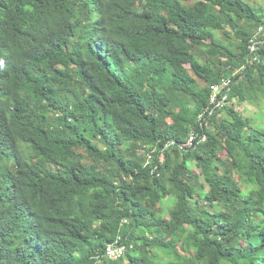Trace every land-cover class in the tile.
I'll use <instances>...</instances> for the list:
<instances>
[{"label": "trees", "instance_id": "16d2710c", "mask_svg": "<svg viewBox=\"0 0 264 264\" xmlns=\"http://www.w3.org/2000/svg\"><path fill=\"white\" fill-rule=\"evenodd\" d=\"M262 65L246 0H0V264H264Z\"/></svg>", "mask_w": 264, "mask_h": 264}, {"label": "rangeland", "instance_id": "374dc122", "mask_svg": "<svg viewBox=\"0 0 264 264\" xmlns=\"http://www.w3.org/2000/svg\"><path fill=\"white\" fill-rule=\"evenodd\" d=\"M249 3H251L254 7L260 8L261 10H264V0H246ZM21 14L24 19L28 21H32L33 17L31 14V11L28 9H22ZM227 30L232 34L230 29L226 27ZM217 38L214 42V44H225L226 38L222 34V32H216ZM260 69H264V66H260ZM238 71V68L235 67L234 72ZM62 77V75L60 76ZM61 95H63V99L68 102L69 106L72 107L74 102H77L80 109H82L84 112L90 111L94 115L97 114L98 108L96 107L93 98L89 95V91H86L85 94H83L81 97L79 96L77 99L74 95V92L76 91L77 87L76 85L72 84L70 80H67L64 82L61 87ZM234 105L235 109L244 117L248 116L251 117L253 120L254 125L256 126H263L264 127V101L260 100L257 103L251 102V101H238L237 99H234L230 102ZM223 116L222 114L218 115V118L220 119ZM59 118L60 116H57L54 124L59 125ZM99 142V141H98ZM101 145V144H100ZM122 149V147H121ZM110 151V147L108 145L102 146V152L107 155ZM224 150L220 151V155H224ZM42 162L46 161L45 159H41ZM190 169L192 171H198V167L195 166L194 162L191 163ZM197 175V174H196ZM201 175L198 174V182L202 181ZM145 204H148V202H144ZM172 205V200L170 197H165L162 201L163 206V214H166L169 207Z\"/></svg>", "mask_w": 264, "mask_h": 264}, {"label": "built area", "instance_id": "2783aa9c", "mask_svg": "<svg viewBox=\"0 0 264 264\" xmlns=\"http://www.w3.org/2000/svg\"><path fill=\"white\" fill-rule=\"evenodd\" d=\"M262 29L263 28L260 27L259 31H261ZM229 84H230V79L228 77H223L221 81L212 84L209 93V105L205 108L204 110L205 112L211 113L212 110L222 106L223 103L226 102L224 100L225 97L222 100L219 99V93L222 89L227 88ZM202 114L203 113H201V115ZM194 137L195 135L191 133L188 139L184 143H182L181 147L185 148L191 146ZM150 159H151L150 154H147L146 163H148ZM195 172L198 173L199 171H195ZM118 239L119 238H117L113 242L106 244L103 251V257H105L108 260H117L124 255L125 244L120 243Z\"/></svg>", "mask_w": 264, "mask_h": 264}]
</instances>
